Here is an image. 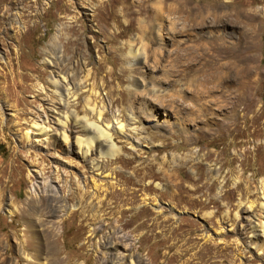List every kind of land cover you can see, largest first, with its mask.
<instances>
[{"label": "rangeland", "instance_id": "rangeland-1", "mask_svg": "<svg viewBox=\"0 0 264 264\" xmlns=\"http://www.w3.org/2000/svg\"><path fill=\"white\" fill-rule=\"evenodd\" d=\"M263 42L264 0H0V256L21 229L7 210L50 179L77 208L58 235L72 264H94L91 243L113 228L129 237L124 264L130 253L148 264H264L249 241L264 193ZM54 79L69 88L65 107ZM87 100L102 122L126 124L113 134L116 157L94 152L96 171L67 148L85 130L68 119L65 143L56 120L74 109L97 121ZM34 120L49 143L35 140Z\"/></svg>", "mask_w": 264, "mask_h": 264}, {"label": "bare ground", "instance_id": "bare-ground-1", "mask_svg": "<svg viewBox=\"0 0 264 264\" xmlns=\"http://www.w3.org/2000/svg\"><path fill=\"white\" fill-rule=\"evenodd\" d=\"M59 29L60 25L58 24V26L56 27V33L54 34V37L50 42L51 46L58 37ZM128 54L133 59H138L143 56L142 51H139V49L134 50L133 48H130L128 50ZM62 79L64 81V78ZM214 79L215 78H213V80ZM221 79H223L222 76ZM52 82L56 86H59V89L57 90L58 103L65 107L69 98L72 97L70 95L69 88L62 89V87L60 86L62 80L54 79L52 80ZM85 105L86 109H89L91 113L97 114V121L91 120L87 116L77 117L74 109L70 110V113L68 115L59 114L60 116L57 117L56 120L59 126L63 128V130L60 132L61 139L65 143L69 140V135L67 134V132H65V130L68 119L72 118L75 124L81 127V129L85 130L87 135L85 137L76 135L74 144H67V148L70 151H75L84 160L90 159L94 155L95 151H97V155H99V157H101L102 159H104L105 157H116L121 149L116 145L113 134L114 132H116L124 135L126 124H124L121 119H118L117 117L114 118V115L111 123L102 122V111L97 110L95 107L89 106L88 100L86 101ZM129 118L130 120H132V115H129ZM32 128L34 129L35 137L37 135L44 136L43 138L35 139L36 141H48V143L50 142V136L52 135L50 133L51 129H49V127L44 124V121L40 122L34 120V122L32 123ZM132 129V134L138 132L135 127H133ZM33 133L30 130H27L25 132V135L27 138H29L30 136L34 135ZM98 161L102 160L98 159ZM98 161H94V159L92 158L87 161L90 163L89 167L93 171L99 170L101 165L98 163ZM90 181L93 184L92 188L98 190V188L100 187L99 183H97L94 179H91ZM82 189L85 191L84 194H89V191L84 189V186L82 187ZM29 192L32 196H35V198H32V196H28L26 198L27 201L23 205L16 206L13 209L7 210V213L10 216L19 214L21 229L19 231L17 230L16 232L13 231V233L11 234L14 253L9 255L8 257L0 256V264H72V262H69L67 260V257L60 255L58 235L62 229L63 215L69 212V215L67 216L69 217L77 208L74 204L71 205L68 203L63 192H60V187H58L56 183H54V181L50 179L42 181L35 180L32 183ZM262 199L263 201L260 204L262 214H260L259 222L253 225L249 224L252 230L249 241L257 251H261L264 249L263 192ZM95 229L96 227H94L89 232V234L92 235L95 232ZM5 238L6 237L0 234V250H2V253H4L5 247L7 245ZM128 240L129 237L120 234L118 229L113 228L109 230V233L107 232L103 235V239L100 240L98 245H93L91 243L95 250L94 264H124V260L126 258L124 251L127 250L129 242ZM79 264H85L84 260L79 262ZM129 264L148 263H144V259H142L139 255L130 253Z\"/></svg>", "mask_w": 264, "mask_h": 264}, {"label": "trees", "instance_id": "trees-1", "mask_svg": "<svg viewBox=\"0 0 264 264\" xmlns=\"http://www.w3.org/2000/svg\"><path fill=\"white\" fill-rule=\"evenodd\" d=\"M263 48H264V42H263ZM264 54V53H263Z\"/></svg>", "mask_w": 264, "mask_h": 264}, {"label": "water", "instance_id": "water-1", "mask_svg": "<svg viewBox=\"0 0 264 264\" xmlns=\"http://www.w3.org/2000/svg\"><path fill=\"white\" fill-rule=\"evenodd\" d=\"M175 213H178V212H176V211H174Z\"/></svg>", "mask_w": 264, "mask_h": 264}]
</instances>
